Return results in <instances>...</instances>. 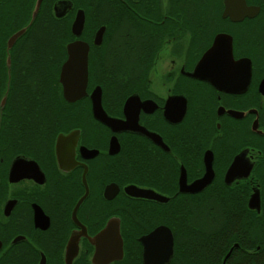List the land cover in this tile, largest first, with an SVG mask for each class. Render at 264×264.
I'll list each match as a JSON object with an SVG mask.
<instances>
[{"label":"flooded vegetation","instance_id":"af4514ba","mask_svg":"<svg viewBox=\"0 0 264 264\" xmlns=\"http://www.w3.org/2000/svg\"><path fill=\"white\" fill-rule=\"evenodd\" d=\"M92 1L0 0V264H264V0L238 21L223 0H108L126 40L99 43ZM79 9L88 84L68 102Z\"/></svg>","mask_w":264,"mask_h":264},{"label":"water","instance_id":"95a60500","mask_svg":"<svg viewBox=\"0 0 264 264\" xmlns=\"http://www.w3.org/2000/svg\"><path fill=\"white\" fill-rule=\"evenodd\" d=\"M223 3L222 17H229L231 21H238L246 16L252 17L259 9L257 6H247L245 0H223ZM84 20V11L81 9L77 10L70 28L71 34L76 39L66 45L67 57L59 72L62 94L68 102H73L86 95L88 84V45L78 39L84 28ZM104 31L105 27L103 25L96 30L93 37L95 43H99L102 40ZM21 32L22 30L15 33L10 40H13ZM213 40L214 44L211 48L217 46L221 42L220 40H231V36L225 33H218ZM212 50L208 52H212ZM90 99L92 101L93 115L100 121L109 123L110 119L100 105V92L93 91L90 94Z\"/></svg>","mask_w":264,"mask_h":264},{"label":"trees","instance_id":"16d2710c","mask_svg":"<svg viewBox=\"0 0 264 264\" xmlns=\"http://www.w3.org/2000/svg\"><path fill=\"white\" fill-rule=\"evenodd\" d=\"M92 2L89 8H87V23L89 25L85 26L84 33H92L98 26L105 25L106 30L103 40H113L114 38L115 40H126V10L121 7H116V4L108 0H98L97 3L95 1ZM137 14L142 15L141 13ZM127 20L130 22L129 27L131 32V38L128 40H141L143 26L139 19L131 15ZM51 37L53 40H58L61 43L72 38L68 27L64 30H51ZM84 40L89 39L84 38ZM239 40L249 39L240 38ZM61 61L60 59L56 65L57 70ZM70 108L69 106L67 107L68 110H71Z\"/></svg>","mask_w":264,"mask_h":264},{"label":"rangeland","instance_id":"374dc122","mask_svg":"<svg viewBox=\"0 0 264 264\" xmlns=\"http://www.w3.org/2000/svg\"><path fill=\"white\" fill-rule=\"evenodd\" d=\"M113 40H115V38Z\"/></svg>","mask_w":264,"mask_h":264}]
</instances>
